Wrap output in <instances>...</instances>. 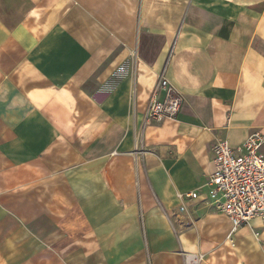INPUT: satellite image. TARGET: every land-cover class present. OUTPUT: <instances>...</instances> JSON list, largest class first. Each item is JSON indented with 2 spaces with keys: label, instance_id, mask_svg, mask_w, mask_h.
Masks as SVG:
<instances>
[{
  "label": "crops",
  "instance_id": "crops-1",
  "mask_svg": "<svg viewBox=\"0 0 264 264\" xmlns=\"http://www.w3.org/2000/svg\"><path fill=\"white\" fill-rule=\"evenodd\" d=\"M256 131L264 0H0V264H264L207 187Z\"/></svg>",
  "mask_w": 264,
  "mask_h": 264
},
{
  "label": "built area",
  "instance_id": "built-area-1",
  "mask_svg": "<svg viewBox=\"0 0 264 264\" xmlns=\"http://www.w3.org/2000/svg\"><path fill=\"white\" fill-rule=\"evenodd\" d=\"M162 93L164 97L160 100ZM182 101L181 94L163 71L154 88L147 117L157 122L173 119L179 114ZM214 163L215 170L207 182L209 198L230 219L232 233L254 220H259L264 229V132H254L237 148H232L228 140L217 138ZM197 196L196 192L180 195L182 200Z\"/></svg>",
  "mask_w": 264,
  "mask_h": 264
}]
</instances>
